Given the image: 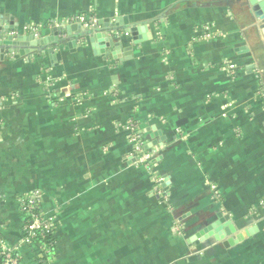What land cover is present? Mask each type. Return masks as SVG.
Masks as SVG:
<instances>
[{
    "label": "crops",
    "instance_id": "0c3cea01",
    "mask_svg": "<svg viewBox=\"0 0 264 264\" xmlns=\"http://www.w3.org/2000/svg\"><path fill=\"white\" fill-rule=\"evenodd\" d=\"M263 13L264 0H0L3 36L26 42L0 57V238L20 264H264ZM76 14L95 22L67 32ZM33 191L54 221L44 259L21 242L18 197Z\"/></svg>",
    "mask_w": 264,
    "mask_h": 264
},
{
    "label": "built area",
    "instance_id": "2783aa9c",
    "mask_svg": "<svg viewBox=\"0 0 264 264\" xmlns=\"http://www.w3.org/2000/svg\"><path fill=\"white\" fill-rule=\"evenodd\" d=\"M94 22L95 19L89 15L86 16L76 14L68 17L62 23L91 25ZM122 126L127 132L128 139L134 143L133 151L138 154L137 162L148 165V160L152 154L145 151L142 134L140 133L136 123L133 120H129ZM155 182L157 186H159V184L161 185L162 177L156 178ZM18 204L21 213L27 216L25 219L23 218L22 228L25 233L21 237V242L32 246L41 258H48L51 255L55 242L54 221L51 218L46 217L41 210V194L39 191H33L29 194L19 196ZM47 232H51V241L47 245L44 243H34V239H36V237H39V235L43 236V234ZM178 234H181L179 230ZM0 264H20V258L18 255L12 249L6 247L2 238H0Z\"/></svg>",
    "mask_w": 264,
    "mask_h": 264
},
{
    "label": "water",
    "instance_id": "95a60500",
    "mask_svg": "<svg viewBox=\"0 0 264 264\" xmlns=\"http://www.w3.org/2000/svg\"><path fill=\"white\" fill-rule=\"evenodd\" d=\"M250 2L252 5H254L258 2V0H250ZM260 17H261V19H264V13ZM77 24L76 23H71L69 25L66 24V26L64 28L67 30V32H69L70 30H75L76 28H79V25H77ZM6 29L7 28L0 26V57L3 56L6 48H7V50L12 51V52L23 53L22 50H19L18 48H16V46H20V45L26 43L24 37L23 36H16L14 38L11 35L3 36V32H5ZM143 30H144L143 26H132L129 28L128 31L131 33V35L133 36V38L135 40H139L141 38L138 36V32L143 31ZM35 40H36L35 43H41V44L46 41L45 39L44 40L43 39H40V40L35 39ZM114 46L118 48L119 44L115 43ZM216 224H219V223L216 222L213 224V226H215Z\"/></svg>",
    "mask_w": 264,
    "mask_h": 264
},
{
    "label": "trees",
    "instance_id": "16d2710c",
    "mask_svg": "<svg viewBox=\"0 0 264 264\" xmlns=\"http://www.w3.org/2000/svg\"><path fill=\"white\" fill-rule=\"evenodd\" d=\"M22 216L24 219L27 217L24 214H22ZM22 233L23 234L25 233L23 229H22ZM50 237H51V232L44 233L43 236L39 235V237H36V239H34V243L36 244L44 243L47 245L51 241Z\"/></svg>",
    "mask_w": 264,
    "mask_h": 264
}]
</instances>
